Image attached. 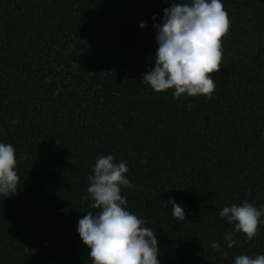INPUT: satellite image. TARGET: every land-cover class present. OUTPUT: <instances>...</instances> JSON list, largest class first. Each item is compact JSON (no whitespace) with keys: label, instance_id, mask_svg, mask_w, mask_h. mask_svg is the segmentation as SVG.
<instances>
[{"label":"trees","instance_id":"16d2710c","mask_svg":"<svg viewBox=\"0 0 264 264\" xmlns=\"http://www.w3.org/2000/svg\"><path fill=\"white\" fill-rule=\"evenodd\" d=\"M186 2L0 0V142L14 147L19 177L0 195V264H91L76 227L99 211L88 177L107 155L127 165L125 207L157 235L159 264L264 255V224L228 249L233 226L219 217L264 205V0H222L229 29L211 99L174 100L140 80L157 50L153 23Z\"/></svg>","mask_w":264,"mask_h":264},{"label":"clouds","instance_id":"9594fccd","mask_svg":"<svg viewBox=\"0 0 264 264\" xmlns=\"http://www.w3.org/2000/svg\"><path fill=\"white\" fill-rule=\"evenodd\" d=\"M156 21V16L151 17ZM139 27H147L141 21ZM155 44L151 70L140 82L156 93L172 90L173 99L204 96L211 99L217 84L211 74L220 68L221 39L229 29L228 14L222 0H188L172 4L163 10L160 23H153ZM15 149L0 142V195L16 193L19 177L16 171ZM87 187L90 207L97 214L87 212L77 222L76 232L81 243L89 249L91 264H159L158 240L155 232L142 226L145 222L126 210L127 197L122 188L134 185L126 177L125 162H114L112 155L96 159ZM175 220H185V210L169 199ZM264 205L259 208L248 202L225 206L219 217L226 219L233 230L223 239L228 249L237 240V233L251 240L259 224H264ZM211 248L223 251L216 240ZM234 264H264V255H239Z\"/></svg>","mask_w":264,"mask_h":264}]
</instances>
